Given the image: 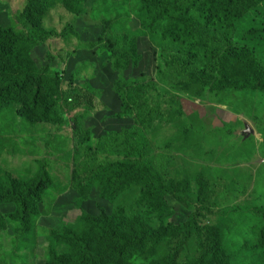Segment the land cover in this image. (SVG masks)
<instances>
[{"label":"rangeland","instance_id":"1","mask_svg":"<svg viewBox=\"0 0 264 264\" xmlns=\"http://www.w3.org/2000/svg\"><path fill=\"white\" fill-rule=\"evenodd\" d=\"M96 1L90 2V14L77 16L68 0H0V33L13 31L23 41L34 30L42 38L18 56L10 39H0V81L6 75L30 81L0 101V171L20 185L44 167L47 173L25 228L14 204H0V264H50L53 252L73 256L79 250L66 241L68 231L96 254L114 252L98 264H189L198 257L199 240L191 224L184 242L174 227L191 219L213 264H264V92L252 90L248 77L264 53L255 38H244L262 7L244 13L233 27L221 26L203 7L195 9L223 44L220 65L208 59L198 66L218 71L219 65L222 75L211 70L203 84L159 85L171 97L163 94L160 121L141 128L152 165L178 198L164 197L149 220L147 203H137L143 189L138 184L125 185L113 200L103 198L94 165L112 151L88 154L83 142L87 137L96 145L105 134L133 127L114 119L121 108L116 85L140 80L158 85L161 53L186 50L179 38L184 27L162 38L168 24H160L149 35L139 0ZM101 6L104 16L93 13ZM106 19L116 21L114 34L135 45L137 70L117 69L96 45ZM36 89L42 100L33 103ZM69 92L73 98L65 101ZM102 213L114 223L137 216L146 231L122 227L128 240L137 241L114 243L92 227L91 218Z\"/></svg>","mask_w":264,"mask_h":264},{"label":"trees","instance_id":"2","mask_svg":"<svg viewBox=\"0 0 264 264\" xmlns=\"http://www.w3.org/2000/svg\"><path fill=\"white\" fill-rule=\"evenodd\" d=\"M145 20L148 21L145 25V33L151 35L155 31L154 27L167 23L162 38L167 34H175L180 26L184 27L183 36L179 38L181 43L186 45V50L181 53H171L163 51L159 58V70L157 73L158 85L153 82H128L117 84L116 90L121 101L120 113L116 120H126L132 123L133 127L122 132H110L98 138V143L92 145L88 138L83 142V146H87L85 151L88 154H93L100 149L111 150V157L103 156L99 158L94 165L95 173H97L96 188L102 191V196L107 201L113 200L127 185H140L143 187L139 204L147 203L148 214L150 216L156 207L160 206L161 200L166 197L178 198L177 191L173 187L161 181L160 175L151 163L148 157V149H150L145 137L142 126L148 125L150 128L155 125L160 119V102L164 99L163 90H159V85L162 86H177L184 82L187 85L203 84L207 80V75L212 70L209 66L200 67L199 62L215 59V64L222 63V59L218 60L221 52L219 48L222 37L215 31L212 25L207 22H201L195 15L194 11L198 7H203L209 14L221 23L223 27H233L234 23L239 18L251 9L261 6L263 12L252 18L247 23V30L244 33V38H255L257 41L256 47H261L264 53V0H139ZM69 8L74 15L86 16L91 13V0H68ZM104 2L97 0L96 4ZM30 7L27 8V12ZM102 6L94 9L93 13H101ZM192 17H195L193 19ZM93 19V17L91 16ZM27 25L29 24L25 20ZM116 24L115 20H103L101 25V34L96 45L99 49L107 54L109 59L113 61V65L117 69L137 70L139 68V57L137 55L134 44H126V40L121 35H116L112 32ZM13 31L5 30L0 33V39H10L13 42L15 53L18 56L20 52L26 53L30 45L37 41H42V38L35 33L30 32L29 38L20 41L14 36ZM186 52V53H184ZM255 67L249 74L252 78L250 88L252 90L264 92V57L261 61L253 62ZM212 72L222 75V69ZM211 81V79H208ZM30 84L27 79L20 81L16 77L3 76L0 81V101L3 100L7 93L16 94L19 90L24 89ZM156 87V92L153 91ZM78 91L77 89H74ZM64 97V96H63ZM73 98L69 92L65 96V101ZM30 100L36 103L42 100L38 89L33 91ZM90 140V139H89ZM44 167V166H43ZM0 171V204L11 203L16 207V218L19 220L22 228H25L36 209L35 203L39 195L44 190L47 184L46 168H42L38 173L31 178L27 184H21L14 180L12 176H6ZM34 210V211H33ZM159 217H162L161 215ZM79 219V216L76 220ZM93 229L102 237H107L114 243H122V245L130 244L137 239L128 240L122 232V227L134 234H141L146 231V226L143 219L135 216L130 220H117L114 223L111 218H108L105 213H102L96 218H91ZM189 221V222H188ZM186 223L175 226L174 229L182 234L181 242H184L188 237V225L191 224L194 231L193 234L199 240L198 257L189 264H213L212 257H207V253L203 250L200 236L201 232L194 220H188ZM170 227H173L169 223ZM179 229H182L181 231ZM168 230L164 228L160 237ZM67 242L76 246L79 252L68 258L63 255L53 252L51 254L50 264H98L104 260H109L114 252L106 254H96L89 244L77 237L75 233L67 232ZM121 247L116 252L119 255L122 251ZM174 264V262L172 263Z\"/></svg>","mask_w":264,"mask_h":264},{"label":"water","instance_id":"3","mask_svg":"<svg viewBox=\"0 0 264 264\" xmlns=\"http://www.w3.org/2000/svg\"><path fill=\"white\" fill-rule=\"evenodd\" d=\"M244 134L247 135V136H249L250 132H245Z\"/></svg>","mask_w":264,"mask_h":264}]
</instances>
